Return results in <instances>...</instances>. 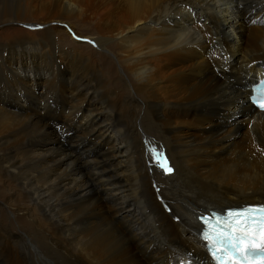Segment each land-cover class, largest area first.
Listing matches in <instances>:
<instances>
[{"label":"bare ground","instance_id":"bare-ground-1","mask_svg":"<svg viewBox=\"0 0 264 264\" xmlns=\"http://www.w3.org/2000/svg\"><path fill=\"white\" fill-rule=\"evenodd\" d=\"M263 75L264 0H0V264H210L197 218L264 203Z\"/></svg>","mask_w":264,"mask_h":264},{"label":"snow or ice","instance_id":"snow-or-ice-1","mask_svg":"<svg viewBox=\"0 0 264 264\" xmlns=\"http://www.w3.org/2000/svg\"><path fill=\"white\" fill-rule=\"evenodd\" d=\"M260 87L264 88V81ZM255 103L264 111V94L255 97ZM149 152L159 158V166L166 173L173 171L167 158L155 148ZM205 225L204 239L210 241V251L218 264H255L257 260L264 264V205L229 210L227 216L213 213L205 219Z\"/></svg>","mask_w":264,"mask_h":264},{"label":"rangeland","instance_id":"rangeland-1","mask_svg":"<svg viewBox=\"0 0 264 264\" xmlns=\"http://www.w3.org/2000/svg\"><path fill=\"white\" fill-rule=\"evenodd\" d=\"M71 22H73V21H71ZM73 24L75 25V27L77 28L76 30H77V32L79 33H81V34H84V35H88V34H92L90 31L91 30H93L94 29V26L93 25H91V24H88V23H82V22H80L79 20L78 21H74L73 22ZM17 27H23V28H25V29H28V30H30L32 33H35V32H37V31H39V30H42L44 27L43 26H41V25H39V24H36V23H33V22H27V23H25V24H20V25H17ZM61 28H63V27H61ZM64 29V28H63ZM76 33V32H75ZM77 34V33H76ZM78 35V34H77ZM71 39H72V41L73 42H77V41H79V42H77V43H79L80 45H88V46H90V47H92L93 49H95V51L96 52H98V53H100L101 55H103V56H105V57H110V54L108 53V52H105V51H103V50H101V49H98L97 47H95L92 43H87V42H84V41H81V40H79V38H77L76 40L74 39V38H72L71 37ZM62 43H64V42H62ZM91 44V45H90ZM63 45V44H62ZM65 45V44H64ZM68 48V47H67ZM80 48V47H79ZM112 58V57H111ZM117 72L119 73V75H122L123 74V72H122V70L121 69H119V67H117ZM37 90L38 91H41L42 90V87H41V89H40V87L39 88H37ZM71 148H73V146L71 147ZM172 173V172H171ZM0 189H1V193H3L5 196H7V191L5 190V188L4 187H2V183H4V181L2 180V179H0ZM4 198V197H3ZM2 215V216H1ZM4 215V216H3ZM16 217V218H15ZM1 218L2 219H5V220H9V221H11L12 223H13V225H17L18 223H17V218H18V216H15V215H10V217L8 216V215H6L5 213H4V211L2 210V208L0 209V220H1ZM13 219H14V221H13ZM160 264V263H159Z\"/></svg>","mask_w":264,"mask_h":264}]
</instances>
